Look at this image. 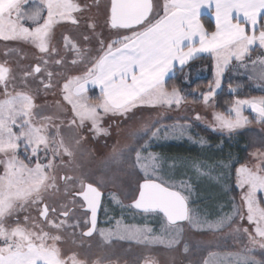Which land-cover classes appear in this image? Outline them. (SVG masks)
<instances>
[{"label":"snow or ice","instance_id":"1","mask_svg":"<svg viewBox=\"0 0 264 264\" xmlns=\"http://www.w3.org/2000/svg\"><path fill=\"white\" fill-rule=\"evenodd\" d=\"M82 10L78 0H0V39L29 43L41 53L30 71L20 73L19 85L13 68L7 61L0 62V264H89L77 252L65 254L60 246L64 239L60 234L62 231L80 227L78 219L69 223L74 208L62 204L58 211L46 199L60 191L58 180L63 181L67 195L79 179L71 203L75 205V197L82 198L80 207L91 213L84 221L88 224L90 220L91 227L82 234L91 237L97 231L100 189L76 176L56 175L57 168L73 164L75 149L83 137L74 143L66 142L61 134L63 121L52 125V117L37 120V105L27 85L30 77L46 72L47 82L41 79L40 84L45 90L54 86V73L47 70L48 65L64 63L63 57L53 59L59 55V50L51 43L54 29L63 22L78 25L75 14ZM209 12L215 21V30L211 32L201 19ZM106 23L118 33L122 30L127 34L117 35L106 47L101 40L99 54L94 57L87 55L88 50L81 49L71 36L63 35L65 51L75 54L72 64L88 65L82 74L65 79L61 88L63 100L71 106L72 118L68 127L83 129L90 122L89 131L95 135L108 134V129L101 126V121L108 115L131 119L135 110L142 106L179 107L185 99L181 90L175 86L171 90L166 87L167 78L177 64L183 68L200 54L212 57L215 83L200 93L204 103L208 104L230 63L235 60L243 64L257 43L264 48V0H163L162 5L159 0H110ZM89 27L94 29L95 25L89 24ZM252 68L257 78L264 80V58L252 61ZM88 85L99 89L100 96L96 101L88 96ZM245 109H250L258 121L264 123V96L237 98L226 112H213L214 129L229 135L242 129L249 123ZM196 119L201 118L197 115ZM154 123L145 124L131 133L134 139L151 133L145 145L136 149L127 145L116 151L113 158L123 159L126 151L135 150L136 164L144 171L145 178L129 207L162 214L163 223L157 231L148 224L124 223L121 218L114 228L99 229L104 242L111 243L116 238L145 247L164 245L172 248L180 243L182 223L198 230L218 231L233 223L238 215L241 220L245 219L235 204L232 212L214 220L196 215L189 208V197L184 194L190 192V185L181 182L180 190H176L175 184H168L156 175L160 170V157L153 153L142 155L144 148L151 139L159 137L162 129L166 135L170 132L174 136H184L191 125L177 122L154 127ZM50 127L54 128L55 134ZM199 143L203 145L206 141L201 137ZM251 155L259 162L253 167L241 164L235 174L236 185L242 190L246 219L252 228L251 231L247 227L242 231L240 228L234 230L238 236L247 238V243L238 251L226 253L222 259L218 254H209L217 257L219 264H264V258L256 255L258 250L264 253V206L257 195L264 192V152L256 151ZM64 157L68 158L67 162ZM197 171H200L199 167ZM112 198L120 203L115 194ZM30 207L38 209L39 222L27 214L20 219L19 214ZM184 250L188 251L187 245ZM91 264H104V261L97 258ZM143 264H156V261L145 256ZM203 264H210V261L205 259Z\"/></svg>","mask_w":264,"mask_h":264},{"label":"rangeland","instance_id":"2","mask_svg":"<svg viewBox=\"0 0 264 264\" xmlns=\"http://www.w3.org/2000/svg\"><path fill=\"white\" fill-rule=\"evenodd\" d=\"M78 2L83 6V10L75 14L79 21L78 25L63 22L54 29L51 43L59 50V55L53 57V59L64 58V63L61 65L53 63H49L48 65L47 70L54 73L52 78L54 86L45 90L40 84L41 79L47 82L46 72L36 74L34 78L30 77L27 81L28 88L32 90L34 95V103L37 105V120L41 117H52V125L60 124L63 121L61 134L66 142L74 143L76 139L83 137L80 145L75 149L76 155L73 164L69 167L57 168V177L67 174L82 178L86 183H92L94 186L98 187L103 194L101 208L103 221L101 220V224L108 223V225L99 226L97 232L91 237H83L81 232L87 226V224L84 223L87 216L83 208L80 207L82 201L80 198L75 197V205L71 203L75 191L78 190L79 179L75 182L76 187L67 195L64 192L63 181L58 180L60 191L50 194L46 198L47 203L51 207H56L58 211L62 204H67L69 208H74L73 216L69 223H74L77 219L80 222L79 228H69L60 233L64 238L60 245L61 248L64 250L65 254L77 252L80 258L87 259L89 264H91L93 260H96V254L93 255V253L101 248L105 249L108 246L111 248V253L113 251L116 253L120 252V258L118 262L114 264H134L133 260H136V264H143L145 256L153 257L156 264H203L205 259H208L210 264H219L217 257H210L209 254H218V257L222 259L224 254L238 251L243 244L247 243V238L246 236H238L234 230L240 228L242 231L243 228L247 227L251 231L252 228L246 219V209L243 207L241 200L242 190L236 185V174L234 176V185L237 207L241 209L242 213L245 215V219L241 220L238 215L234 218L233 223L218 231L198 230L191 227L186 222L182 223L180 227L183 228V233L180 237V243L172 248H168L164 245L145 247L135 242L118 240L116 238L112 239L114 242L105 243L99 236V229L114 228L118 219L123 218L124 223L127 224H148L157 231H159L163 223L162 215L151 212L146 215L143 211H132V208L129 207L132 200L138 194L139 184L143 182L145 178L144 171L136 164L135 150L132 152L126 151L123 159H114L113 156L116 151L125 149L127 145H132L134 149L141 148V146L145 145V141H149L151 133L146 136H141L139 139H134L131 133L134 130L141 129L143 125L152 124L153 122H155L153 125L154 127L172 125L177 122L181 124L188 123L191 125L190 130L194 129L197 130V132L207 130L225 136L229 135L213 127V112H222L218 109V103L220 104V101L216 100V94L219 92L223 81L229 77L240 75L247 78L249 89L253 92L251 97L264 96V80L257 78L252 68V61L258 58H264V48H261L258 43L253 45L243 64L233 60L220 77L221 85L208 104L204 103L203 97L201 96L199 102L183 101L179 107L175 105L171 107L142 106L135 110V115L131 119L108 115L101 121V126L108 129V134L105 135L101 133L95 135L93 132L89 131L91 128L90 122L87 123V126L83 129H77L74 126L71 128L68 127V121L72 118L71 106L63 100L61 88L65 79L82 74L88 65L82 63L72 64L75 54L65 51L63 35L67 34L71 36L73 40L78 42L81 49L88 50L87 55L94 57L99 54L101 40L104 41L106 47L108 41L116 38L117 35H125L127 33L122 30L118 33L117 30L111 29L107 25L106 18L110 7V0H78ZM159 3L162 5L163 0H159ZM89 24H94V29L90 28ZM84 37H88V39L85 40ZM256 46L260 48L258 53L254 52ZM39 56H41V53H39L38 49L29 43L23 41H4L0 39V62L7 61L9 66L13 68V74L17 77L16 83L18 85L20 84V73L23 70L30 71L31 68L37 64ZM208 56V61L197 64L193 70L184 73L182 78L183 84H188L195 78L207 77L209 75L212 76V82L210 84L215 83L214 61L210 55ZM45 58L47 59V57ZM87 94L92 101H96L100 96L99 89L93 85H88ZM57 102H59V105ZM197 115H199L201 119L197 120ZM244 115L248 117L249 123L242 129L236 131L243 132L248 141L246 157L241 164L253 167L259 161L256 157H253L251 153L256 151L264 152V123L259 122L256 114L250 109H245ZM190 130L184 136H174L170 132L166 135L165 131L162 129L158 138L150 140L144 148L142 155L147 156L149 153L155 154L148 149V145L153 141L160 144L168 142L169 140L196 143V137H194ZM50 131L55 134L54 128L50 127ZM189 137H191V139ZM20 154L21 158L24 159L22 149L20 150ZM40 155L43 157L44 153L41 152ZM159 157L160 160L158 163L160 164V170L156 173L157 176L160 177L162 171H164L174 178L180 177L179 183L181 184V182H184L187 185L192 183L193 185H191L190 190L193 191H195L194 187L205 189L206 186L210 185H205V187L202 186L204 182L200 174L201 171H197V165H189L195 175L189 174L188 171L185 170L186 164H184L183 161L179 162L166 157ZM67 159V157H64L65 162H67ZM43 162L47 163L46 160ZM32 163H35V159H33ZM57 163H59V160H57ZM0 171H2V169H0ZM200 177L201 179L199 180ZM212 182H214V180L207 181V183ZM243 191H247V189ZM191 193L192 195L184 193L189 197V208L194 214L205 217L197 212L193 202H196L198 197L204 199L209 195H206L207 193L203 191L199 193L198 197L197 193ZM113 194L119 198V204L113 200ZM257 195L262 201V206H264V192H258ZM211 199L210 196V200ZM26 214L35 217L38 222L41 219L36 207H30L27 212H21L19 214L20 219L23 220ZM45 227L47 230V226ZM73 232L75 233L74 236L72 235ZM118 241H120L119 244H116ZM185 245H187L188 248L187 252L184 250ZM256 255L258 258H264V253H261L259 250Z\"/></svg>","mask_w":264,"mask_h":264},{"label":"trees","instance_id":"3","mask_svg":"<svg viewBox=\"0 0 264 264\" xmlns=\"http://www.w3.org/2000/svg\"><path fill=\"white\" fill-rule=\"evenodd\" d=\"M201 19L205 28L209 32L213 31V25L209 17L204 15ZM259 51L260 48L256 46L254 52L258 53ZM208 59V55H203L192 60L183 68H175L174 72L167 78L166 87L171 89L175 86L180 89L182 95L185 97V102H199L201 100L200 93L208 90L212 82V76L198 77L188 84H183L182 78L189 67L205 63ZM216 95V100L220 101V104L218 103V109L226 112L234 98H249L253 95V92L249 89L247 78L239 75L229 77L223 81ZM190 132L196 137V143L169 140L168 142L160 144L153 141L148 145V149L159 156L179 162L183 161L186 164L185 170L189 174H194V171L189 167L192 164L197 165L196 167H199L201 172L209 173L208 175H202L204 182L202 186L205 187V185L210 184L209 186H206L205 189L194 187L195 191L190 190V192L185 191L184 193L192 195L191 192H195L198 197L201 191L206 192V195H209L208 197L204 199L198 197L197 201L193 203L198 213L210 220H214L225 213H230L233 210V204L237 206L234 172L236 167L246 157L248 150L247 137L243 132H236L226 136L207 130L197 132V130L193 129ZM201 137L206 141L203 145L199 143ZM221 164L224 166L220 167L219 165ZM160 177L168 184H175L177 186L176 190H180V177L174 178L164 171H162ZM208 180H214V182L207 183ZM191 185L193 184L190 183V187ZM210 196L212 198L211 200Z\"/></svg>","mask_w":264,"mask_h":264},{"label":"flooded vegetation","instance_id":"4","mask_svg":"<svg viewBox=\"0 0 264 264\" xmlns=\"http://www.w3.org/2000/svg\"><path fill=\"white\" fill-rule=\"evenodd\" d=\"M79 198V197H78ZM82 201V200H81ZM132 203V202H131ZM101 208H102V197H101V207L99 208V213L97 216V230L99 226H106L108 225V223H104L103 225L101 224V220H102V213H101ZM84 212L86 213L87 218H89V213L83 208ZM136 209L132 208V211H134ZM140 212V210H137ZM145 213V212H143ZM146 215H148V213H145ZM103 221V220H102ZM89 223L87 224L86 228L81 232H85L87 231V229L89 228ZM97 232V231H96ZM95 233V232H94ZM83 237H88V236H84L82 234ZM100 236V235H99ZM119 240V239H118ZM112 242H114V240H112ZM120 241L116 242V244H119ZM110 247L108 246L107 248H101L100 250H98L97 252L93 253V255H95V259L97 258H101L105 264H114L118 262V259L120 258V252L116 253L115 251H113L112 253L110 252ZM134 264H136V260H133Z\"/></svg>","mask_w":264,"mask_h":264},{"label":"crops","instance_id":"5","mask_svg":"<svg viewBox=\"0 0 264 264\" xmlns=\"http://www.w3.org/2000/svg\"><path fill=\"white\" fill-rule=\"evenodd\" d=\"M205 16H208L209 19L211 20L212 25H213V31H214V30H215V21H214V18H212L210 12H209L208 14H206ZM257 47H258V46H257ZM203 55H208V54H200V55L196 56L194 59L189 60L188 63H187L186 65H188L192 60H195V59H197V58H199V57H201V56H203ZM186 65H185V66H186ZM177 67H180V66L177 64L176 68H177ZM195 67H196V66H194V67H189V68L187 69L186 72H188L189 70H193ZM186 72H185V73H186ZM171 74H172V73H170L169 76H170Z\"/></svg>","mask_w":264,"mask_h":264},{"label":"water","instance_id":"6","mask_svg":"<svg viewBox=\"0 0 264 264\" xmlns=\"http://www.w3.org/2000/svg\"><path fill=\"white\" fill-rule=\"evenodd\" d=\"M138 195V194H137ZM81 200H82V198H80ZM85 209V208H84ZM86 210V209H85ZM87 211V210H86ZM140 211H142V210H140ZM98 212H99V209H98V211H97V216H98ZM89 213V217H90V215H91V213L90 212H88ZM89 227H91V223H90V220H89Z\"/></svg>","mask_w":264,"mask_h":264}]
</instances>
